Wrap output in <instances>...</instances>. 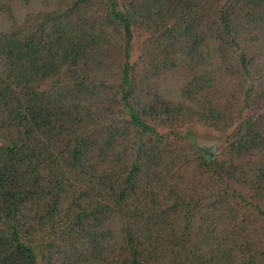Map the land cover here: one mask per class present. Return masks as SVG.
Masks as SVG:
<instances>
[{"label":"trees","instance_id":"trees-1","mask_svg":"<svg viewBox=\"0 0 264 264\" xmlns=\"http://www.w3.org/2000/svg\"><path fill=\"white\" fill-rule=\"evenodd\" d=\"M34 1L0 0V264H264V0Z\"/></svg>","mask_w":264,"mask_h":264},{"label":"rangeland","instance_id":"rangeland-1","mask_svg":"<svg viewBox=\"0 0 264 264\" xmlns=\"http://www.w3.org/2000/svg\"><path fill=\"white\" fill-rule=\"evenodd\" d=\"M36 2H38V0L34 1L33 4ZM142 43V38L135 35L133 39L132 60L138 59L142 48ZM175 77L176 76H174V78ZM170 81H173V79ZM183 133L186 135V138L191 142V144L198 148H205L207 153H211L213 156H215L219 153L220 146L229 131L215 129L201 122L190 121L183 127Z\"/></svg>","mask_w":264,"mask_h":264},{"label":"water","instance_id":"water-1","mask_svg":"<svg viewBox=\"0 0 264 264\" xmlns=\"http://www.w3.org/2000/svg\"><path fill=\"white\" fill-rule=\"evenodd\" d=\"M199 149H200L201 151H203L205 154H207V155L213 157V154H211V153H207L206 150H205V148H201V147H199Z\"/></svg>","mask_w":264,"mask_h":264}]
</instances>
